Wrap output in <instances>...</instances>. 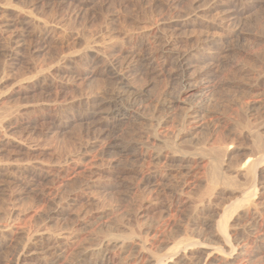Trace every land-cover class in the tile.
I'll use <instances>...</instances> for the list:
<instances>
[{"label":"rangeland","instance_id":"rangeland-1","mask_svg":"<svg viewBox=\"0 0 264 264\" xmlns=\"http://www.w3.org/2000/svg\"><path fill=\"white\" fill-rule=\"evenodd\" d=\"M257 134L264 0H0V264H264Z\"/></svg>","mask_w":264,"mask_h":264},{"label":"bare ground","instance_id":"bare-ground-1","mask_svg":"<svg viewBox=\"0 0 264 264\" xmlns=\"http://www.w3.org/2000/svg\"><path fill=\"white\" fill-rule=\"evenodd\" d=\"M208 41V40H207ZM208 43V42H207ZM169 48V44L167 43L165 46H164V50H166V52L169 50L170 51V49H168ZM162 49V48H161ZM160 49V50H161ZM163 50V51H164ZM162 51V50H161ZM157 52V51H156ZM151 53V52H150ZM162 53V52H161ZM160 53V54H161ZM215 53V52H214ZM146 54V53H145ZM154 54V53H153ZM157 54V53H156ZM152 55V54H151ZM150 55V56H151ZM137 56V55H136ZM141 57H142V55H140ZM146 56V60H147V55H145ZM161 56V55H160ZM163 56V55H162ZM167 56V55H166ZM138 57V56H137ZM143 57H144V55H143ZM135 58V57H134ZM162 58V57H161ZM168 58V57H167ZM130 59H131V57H130ZM139 59V58H138ZM155 59V58H154ZM160 59V58H159ZM132 60V59H131ZM140 60H142L141 58L139 59V61ZM144 60V59H143ZM142 60V61H143ZM130 61V60H129ZM134 61H136V60H134ZM164 61H165V59H164ZM109 62V61H108ZM124 62V61H123ZM132 62V61H131ZM131 62H130V64H131ZM138 62V61H137ZM150 62H151V60H150ZM153 62V61H152ZM151 62V63H152ZM114 63V62H113ZM134 63V62H133ZM111 64V63H110ZM135 64V63H134ZM134 64H131V66L132 65H134ZM139 64V63H138ZM127 65H129V64H127ZM137 65V64H136ZM144 65V64H143ZM150 65V64H149ZM114 66V65H113ZM145 66V65H144ZM148 66V65H147ZM112 67V66H111ZM127 67V66H126ZM126 67H125V69H126ZM134 67H135V65H134ZM138 67V66H137ZM140 69H141V66L139 67ZM147 68V67H146ZM150 67H148L147 69H149ZM122 69H124V68H122ZM130 69V68H129ZM134 69V68H133ZM146 69V71H148ZM127 70V69H126ZM141 70H143V68L141 69ZM140 71V70H139ZM125 72V71H124ZM137 72V71H136ZM117 73H119V72H117ZM121 73L123 74V71H121ZM138 73V72H137ZM129 74V73H128ZM128 74H126V75H128ZM133 74H135V73H133ZM131 75V74H130ZM136 75V74H135ZM116 76H118V74H116ZM133 76V75H132ZM127 78H128V76H127ZM122 80H126V78L125 77H123L122 76V78H121ZM129 79H131V77L129 78ZM122 82V81H121ZM193 89V88H192ZM122 91H123V89H122ZM126 91V90H125ZM120 92V91H119ZM115 94V93H114ZM113 94V95H114ZM117 94V96H116V98L113 100V102H112V104H111V106H112V108H111V110H112V112H111V110H110V112H111V114L112 115H114L115 117H113V118H115V119H120V118H123V117H125V116H127V111L126 110H124L123 109V107H122V103H123V99H124V97H125V93H121V94H118V93H116ZM114 97V96H113ZM110 100H112V99H110ZM109 99H108V101H110ZM125 102V101H124ZM124 106V105H123ZM108 108V107H107ZM110 109V108H109ZM192 110V109H191ZM105 111V110H104ZM107 112H108V110H106ZM105 111V112H106ZM109 113V112H108ZM107 113V114H108ZM110 116V115H109ZM129 119V118H128ZM128 119H126V120H128ZM124 120V119H123ZM184 120V119H183ZM168 122V121H167ZM137 123V122H136ZM162 123V122H161ZM181 124H183V123H181ZM160 125V124H159ZM128 126V125H127ZM183 127V126H182ZM147 140V139H146ZM254 143H256V147H257V150L256 151H259V152H262L263 150H264V137H262L260 134H257L256 136H255V140H254ZM164 146V145H163ZM255 146V145H254ZM133 147V146H132ZM129 148V147H128ZM161 148V147H160ZM66 149V148H65ZM224 149V155H221V154H216L215 155V157L212 159V168H211V171H210V179L209 180H211L210 181V183H208V184H210L209 185V190H206L207 191V193H209V191H214L215 192V187L214 186H217V185H219V183H222V184H225V185H228V186H232V187H235V186H237L238 184H239V182H236L237 181V179H239V177H240V179H243V180H245V183H248V181H251V182H255L256 181V177H257V172L256 171H254L253 170V163H257V162H251L250 160L245 164V165H241V167L239 166L236 170H235V174H237V179H236V181H234V180H232V179H230L229 177H228V175L226 174V173H224L223 172V167L221 166V162H223L222 160L224 159V157H226L227 155H228V153L230 152V149L227 147V148H223ZM223 149H222V151H223ZM128 150V149H127ZM152 150V149H151ZM150 150V151H151ZM126 151V150H125ZM156 152L154 153V160H159V159H161V154L162 153H160L159 152V150L157 149V150H155ZM149 153V152H148ZM147 153V154H148ZM153 153V152H152ZM143 155V154H142ZM152 155V154H151ZM152 158V159H153ZM258 159V158H257ZM254 161H255V159H254ZM257 161V160H256ZM148 163V162H147ZM158 163V165H159V162H157ZM156 163V164H157ZM149 165V164H148ZM153 165H155V164H153ZM152 165V166H153ZM157 165V166H158ZM165 165V164H164ZM180 165V164H179ZM152 166H151V168L150 169H152ZM156 166V165H155ZM156 166V167H157ZM160 166V165H159ZM158 166V167H159ZM150 167V166H149ZM158 167L156 168V170L158 169ZM168 167V166H167ZM185 168V167H184ZM155 170V169H154ZM153 170V171H154ZM155 170V171H156ZM152 171V170H151ZM150 171V172H151ZM158 171V170H157ZM158 172H160V171H158ZM264 172V171H263ZM262 173V172H261ZM151 174V173H150ZM155 174H156V172H155ZM147 176H148V174H147ZM236 177V176H235ZM156 178H155V176L153 175H150L149 176V178L147 179V184H148V187H149V185L151 184V183H153L154 182V180H155ZM158 179V178H157ZM161 179V178H160ZM143 180H144V178H143ZM241 182V181H240ZM250 182V183H251ZM154 185V184H153ZM240 185V184H239ZM246 185V184H245ZM248 186V185H247ZM153 187V186H152ZM206 188V189H207ZM206 191H205V195L207 194L206 193ZM213 192V193H214ZM210 194H212L211 192H210ZM210 194H207L206 196H209ZM208 200V199H207ZM199 204L201 203V202H198ZM205 203V202H204ZM202 204H203V202H202ZM184 205H185V203H184ZM197 205V204H196ZM203 205H205V204H203ZM200 206H202L201 204H200ZM193 207V206H192ZM200 208H202V207H200ZM197 211H198V209H196ZM69 213V212H68ZM196 214V213H195ZM64 215V214H63ZM61 216H62V214H61ZM217 228V227H216ZM222 228V227H221ZM223 229H224V227H223ZM252 229V228H251ZM224 232H226V230L224 231ZM110 235V234H109ZM115 235V234H114ZM226 235H227V233H226ZM225 236V235H224ZM227 237V236H226ZM107 238V237H106ZM49 239V238H48ZM114 239H115V237L112 239H107V241H106V243L104 244V245H101V247H102V250H103V252L104 253H106V255L104 256V258H103V260H102V262H103V264H112L113 263V259L114 258H112V257H110L109 258V253H111V251L112 250H114L115 251V248L117 249L118 247V244H119V242H120V240H123V239H118V241H114ZM116 240V239H115ZM100 241V240H99ZM227 241H229V240H227ZM104 242V241H103ZM122 242V241H121ZM120 242V243H121ZM230 242V241H229ZM126 243V242H125ZM128 243V242H127ZM126 243V244H127ZM130 243V242H129ZM133 243V242H132ZM123 244H124V242H123ZM140 244V243H139ZM225 244V243H224ZM73 246V245H72ZM100 246V245H99ZM121 248H123L124 246L123 245H119ZM143 247V249H145V246H144V244L142 245ZM39 247V246H38ZM100 247V248H101ZM127 247V246H126ZM52 247H50V249H51ZM97 248V247H96ZM229 248V250H232L230 247H228ZM24 249H26V248H24ZM39 249V248H38ZM49 249V250H50ZM95 249V248H94ZM142 249V250H143ZM32 250V249H31ZM141 250V251H142ZM86 251V250H85ZM95 251V250H94ZM99 251V250H98ZM97 251V252H98ZM51 252V251H50ZM50 252H49V254H50ZM84 252V251H83ZM82 252V253H83ZM99 252H101V251H99ZM116 252V251H115ZM114 252V253H115ZM130 252V251H129ZM128 252V253H129ZM136 252V251H135ZM137 252H139V251H137ZM34 253V252H33ZM32 253V254H33ZM92 253H94V252H92ZM127 253V252H126ZM31 254V253H30ZM45 255H46V253H44ZM203 254V253H202ZM205 254V253H204ZM208 254V253H207ZM40 256V255H39ZM42 256V255H41ZM89 255H88V251L86 252V253H83L82 254V256L80 257V260L79 261H86L89 257H88ZM91 256H92V254H91ZM94 256H95V253H94ZM96 256H97V254H96ZM184 256V255H183ZM202 256V255H201ZM206 256V255H205ZM207 256H209V255H207ZM35 257V256H34ZM203 257H204V255H203ZM42 258V257H41ZM47 258V257H46ZM69 258V257H68ZM90 258H92V257H90ZM186 258H188V257H186ZM43 259H44V257H43ZM65 259V258H64ZM70 259V258H69ZM77 259V258H76ZM93 259V258H92ZM184 257L182 258L181 257V259H180V262H183L184 264H186L185 262H184ZM40 260V259H39ZM57 259H55V261H56ZM188 260V259H187ZM186 260V261H187ZM200 260V259H199ZM198 260V261H199ZM46 261V260H45ZM55 261H53V262H55ZM90 261V260H89ZM152 261H154V260H152ZM179 261V260H178ZM190 261V260H189ZM193 261V260H192ZM41 262H42V260H41ZM40 262V263H41ZM48 262V261H47ZM150 262V261H149ZM175 262V261H174ZM191 262V261H190ZM60 263V262H59ZM70 263H71V261H70ZM192 264H193V262H191ZM195 263V262H194ZM50 264V263H49ZM52 264V263H51ZM54 264V263H53ZM69 264V263H68ZM72 264H73V262H72ZM94 264V263H93ZM121 264V263H120ZM197 264H212V262H211V260L209 259V257H205V258H203V259H201V261H199ZM214 264V263H213Z\"/></svg>","mask_w":264,"mask_h":264}]
</instances>
